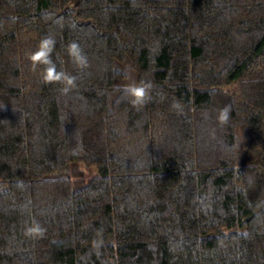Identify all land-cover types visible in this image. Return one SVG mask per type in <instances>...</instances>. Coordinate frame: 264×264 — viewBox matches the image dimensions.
Returning a JSON list of instances; mask_svg holds the SVG:
<instances>
[{"label":"trees","instance_id":"obj_1","mask_svg":"<svg viewBox=\"0 0 264 264\" xmlns=\"http://www.w3.org/2000/svg\"><path fill=\"white\" fill-rule=\"evenodd\" d=\"M0 264H264V0H0Z\"/></svg>","mask_w":264,"mask_h":264},{"label":"clouds","instance_id":"obj_2","mask_svg":"<svg viewBox=\"0 0 264 264\" xmlns=\"http://www.w3.org/2000/svg\"><path fill=\"white\" fill-rule=\"evenodd\" d=\"M56 40L52 36H45L39 42L38 48L29 56L34 68L43 66L41 80L44 84H60L62 92L67 94L76 85V78L66 71L57 68V64L52 59V53L55 49ZM68 54L77 67L83 69L88 67V58L78 42H71L68 45ZM151 82H141L127 86L126 91L131 96V105L139 110L143 108L151 99ZM176 106V105H174ZM230 106L226 105L218 110L217 122L220 126L228 124L230 119ZM43 229L38 223L26 228L25 234L28 236L43 235Z\"/></svg>","mask_w":264,"mask_h":264}]
</instances>
